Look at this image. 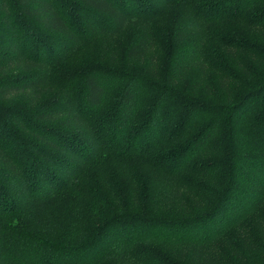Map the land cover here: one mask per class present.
<instances>
[{
    "label": "trees",
    "instance_id": "16d2710c",
    "mask_svg": "<svg viewBox=\"0 0 264 264\" xmlns=\"http://www.w3.org/2000/svg\"><path fill=\"white\" fill-rule=\"evenodd\" d=\"M0 264H264V0H0Z\"/></svg>",
    "mask_w": 264,
    "mask_h": 264
},
{
    "label": "rangeland",
    "instance_id": "374dc122",
    "mask_svg": "<svg viewBox=\"0 0 264 264\" xmlns=\"http://www.w3.org/2000/svg\"><path fill=\"white\" fill-rule=\"evenodd\" d=\"M163 19H164V17H158V18H156L155 23L154 22H150L149 25H148V27L151 28V29H154V27L156 28L158 25L163 24ZM134 25H137V24L129 25V23H126V26H124L122 28V31L123 32L122 31H121L122 33L121 32H118L115 39H122L124 36H126L127 33L133 32V27L136 30L137 27H135ZM90 46L91 45H88V44L82 45L79 48V50L73 55V57H70L69 59L72 60V61H75L76 62V65H77V63L79 62L80 58L83 57V55L88 52ZM78 52H79V54H77ZM161 52L162 51L158 50L157 51V54L159 53V55H160ZM206 68L207 69H210L212 67L206 66ZM190 80H191V77H190V75H188L187 78H186V82L185 83H188V81H190ZM167 184L168 185H165V190H161V188L159 189L162 192V197H163V199H162L163 201L162 202L163 203H165V200L167 199V197H169V195L172 196L171 194L175 191V188H176V187L173 186V184H174L173 182H167ZM182 190L184 191L183 188H177L176 191L182 192ZM175 194L176 195L177 194L180 195L179 193H175Z\"/></svg>",
    "mask_w": 264,
    "mask_h": 264
}]
</instances>
